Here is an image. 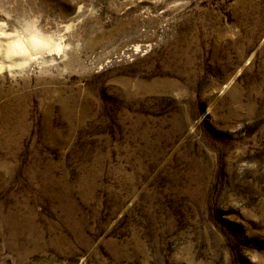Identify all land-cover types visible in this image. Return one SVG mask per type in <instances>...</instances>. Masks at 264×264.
I'll list each match as a JSON object with an SVG mask.
<instances>
[{
	"label": "rangeland",
	"instance_id": "obj_1",
	"mask_svg": "<svg viewBox=\"0 0 264 264\" xmlns=\"http://www.w3.org/2000/svg\"><path fill=\"white\" fill-rule=\"evenodd\" d=\"M0 63V264H264V0H0Z\"/></svg>",
	"mask_w": 264,
	"mask_h": 264
},
{
	"label": "bare ground",
	"instance_id": "obj_2",
	"mask_svg": "<svg viewBox=\"0 0 264 264\" xmlns=\"http://www.w3.org/2000/svg\"><path fill=\"white\" fill-rule=\"evenodd\" d=\"M39 34V33H38ZM40 35V34H39ZM31 38H32V44L34 43L35 45H39V46H42V47H44V48H46V47H50V45H51V42H49V39H46V37L45 38H43V37H41V36H38V35H36V34H32L31 35ZM28 40H30V38L28 39ZM20 41H22L21 39H20ZM25 41V40H24ZM27 42V41H26ZM24 42H16V40H15V42L13 43V44H11L12 45V47H11V50L12 49H16V50H20V51H25L26 52V46L23 44ZM27 44V43H26ZM31 44V43H30ZM53 45V44H52ZM54 45H55V43H54ZM54 45H53V48H54ZM29 46V45H28ZM27 46V47H28ZM32 46V45H31ZM34 46V45H33ZM56 46V45H55ZM9 47V46H8ZM36 47H38V46H36ZM3 48V47H2ZM32 48V47H31ZM58 49H59V46L57 47ZM7 49V48H6ZM10 49V48H9ZM34 49V48H33ZM15 50V51H16ZM31 50V49H30ZM41 50H44V49H41ZM53 50V49H52ZM9 51V50H8ZM33 51V50H32ZM50 51V50H49ZM7 52V51H6ZM6 52H5V54H6ZM43 52H45V51H43ZM48 52V51H47ZM9 53V52H8ZM18 53V52H17ZM36 53V52H35ZM12 54V53H11ZM16 54V53H15ZM19 54V53H18ZM14 55V54H13ZM7 56V55H6ZM9 58V57H8ZM7 58V59H8ZM10 59V58H9ZM2 62V61H1ZM3 63V62H2ZM1 64V63H0ZM10 65V64H9Z\"/></svg>",
	"mask_w": 264,
	"mask_h": 264
}]
</instances>
